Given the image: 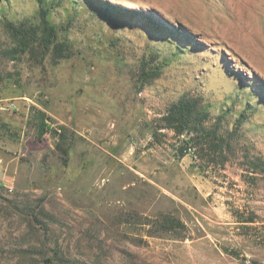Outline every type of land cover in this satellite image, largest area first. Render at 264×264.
<instances>
[{"label": "rangeland", "instance_id": "1", "mask_svg": "<svg viewBox=\"0 0 264 264\" xmlns=\"http://www.w3.org/2000/svg\"><path fill=\"white\" fill-rule=\"evenodd\" d=\"M52 6L67 58L9 52L39 3L0 0V264H264V0ZM184 95L205 130L163 127Z\"/></svg>", "mask_w": 264, "mask_h": 264}, {"label": "trees", "instance_id": "2", "mask_svg": "<svg viewBox=\"0 0 264 264\" xmlns=\"http://www.w3.org/2000/svg\"><path fill=\"white\" fill-rule=\"evenodd\" d=\"M59 1L60 0H53L47 5V0H38L39 22L37 24L28 23L27 21L16 23L14 21L4 20L3 25L12 37L14 44L8 51H16L12 53L24 52L36 46L40 47L43 51L52 49L56 58L69 57L70 53L68 52L65 41L59 39L58 28L54 23L50 22L48 18V13L53 7V3H58ZM181 33L187 39L193 38L186 30H182ZM176 47L177 50L181 52L185 50L179 44H177ZM157 58V54H152L150 59L153 62L157 60ZM148 64V62H144L142 66L145 81L158 78L161 72L159 65L150 68L149 66L151 65L148 66ZM36 117L38 120V137L43 136L49 130L56 134L58 133L57 148L67 155L68 150L64 147L66 133L62 131L58 132L53 129L50 124L52 123V118L44 111L38 109L36 111ZM208 118H210V112L208 106L203 103L202 97H189L188 95H184L170 104L166 112L161 116V122L163 127L171 128L178 134H184L185 132H200L205 130L204 123ZM246 119L247 115L242 112L238 117V122L242 123ZM189 142L190 140H186V143ZM161 217L164 219V225L169 226L168 230L180 227L179 221L173 219V217L168 214H164ZM35 221L38 222V220ZM43 261L45 264H52L50 258H45Z\"/></svg>", "mask_w": 264, "mask_h": 264}, {"label": "bare ground", "instance_id": "3", "mask_svg": "<svg viewBox=\"0 0 264 264\" xmlns=\"http://www.w3.org/2000/svg\"><path fill=\"white\" fill-rule=\"evenodd\" d=\"M110 1H113L114 2L115 0H110Z\"/></svg>", "mask_w": 264, "mask_h": 264}]
</instances>
